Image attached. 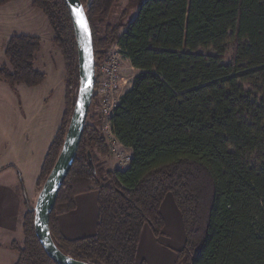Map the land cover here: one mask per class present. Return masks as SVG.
I'll use <instances>...</instances> for the list:
<instances>
[{
  "label": "trees",
  "instance_id": "16d2710c",
  "mask_svg": "<svg viewBox=\"0 0 264 264\" xmlns=\"http://www.w3.org/2000/svg\"><path fill=\"white\" fill-rule=\"evenodd\" d=\"M10 1L0 0V6ZM119 1L81 0L95 61L117 44L138 70L109 118L113 136L131 149L130 162L124 169L99 166L109 146L88 114L49 217L54 243L92 264H137L142 229L161 233L160 208L169 193L185 237L176 264H264V0H142L131 20L112 25L107 19ZM32 4L45 15L64 68L63 112L43 159L39 190L61 149L79 78L64 0ZM226 45L231 54L223 62ZM199 47L220 55L194 53ZM39 48L38 37L12 34L0 78L10 85L41 83L44 74L33 67ZM91 191L98 193L95 233L66 238L56 207L73 210L76 197ZM23 197V238L7 245L17 254L14 264H56L35 235L34 206Z\"/></svg>",
  "mask_w": 264,
  "mask_h": 264
},
{
  "label": "rangeland",
  "instance_id": "374dc122",
  "mask_svg": "<svg viewBox=\"0 0 264 264\" xmlns=\"http://www.w3.org/2000/svg\"><path fill=\"white\" fill-rule=\"evenodd\" d=\"M141 1L120 0L113 6L107 22L114 25L121 21L125 24L134 17ZM8 9L9 12H7ZM123 31L124 28H120V32ZM8 33L25 34L39 38L40 48L35 52L33 67L44 74V79L38 85L27 86L25 84L10 85L0 78V170L3 169L2 167L5 164L17 163L18 173L22 177L23 184V188L21 186L20 190L21 193L18 191L17 185L12 186L10 192L1 191L4 182L7 181L12 185L17 182V179L15 180V177L12 179L9 175V172L13 174V170L8 171L7 177L5 175L1 177L0 175V205L6 201L7 195H11L9 198L12 197L10 200L12 203L7 206L5 212L0 214V225L5 224L4 218L9 219L10 216H14L13 218L16 221L13 233L16 236H13L12 233L3 234L0 226V243L2 244L0 247V264H13L16 259V253L8 249L7 245L11 240L22 241V239L20 240L22 236V217L25 211L24 209L22 210L23 213L19 211L21 204L20 200L17 201V193L23 196L26 195L33 206L35 205L37 195L44 182L41 181L39 190H36L43 159L56 132L64 99L62 55L58 46L52 41L53 32L45 15L32 4V0H15L0 7V66L8 64V60L3 54V47L7 41ZM225 47V52L221 55L212 47H199L194 53L220 55L223 62H227L230 59L231 47L230 45ZM119 73L122 77V86L127 88L132 83L138 70L130 65L129 60L126 61V58L122 57ZM77 88L75 86L73 90L71 108L76 100ZM93 110L91 101L88 114H94L96 122L100 124L101 135L113 150L106 157V160L100 158L98 164L112 170L121 169L117 167V151L119 150L116 149H121L120 151L125 154L131 153L125 148H116V138H112L106 128V117L101 114L100 109L96 113ZM33 188H35V191L31 196ZM56 208L58 209V215L64 216L67 214L66 210L59 211L60 208ZM160 211L164 219V225L161 233L156 236L157 242L173 251L181 249L185 242L184 230L180 211L171 194L168 193L163 199ZM19 216L20 219H18ZM70 217L71 219L68 222L71 220L86 222V219H88L77 214H72ZM17 233H19V236ZM86 233L89 232L86 231ZM167 261L168 258L160 256L155 264H167ZM171 263L176 264L174 260Z\"/></svg>",
  "mask_w": 264,
  "mask_h": 264
},
{
  "label": "water",
  "instance_id": "95a60500",
  "mask_svg": "<svg viewBox=\"0 0 264 264\" xmlns=\"http://www.w3.org/2000/svg\"><path fill=\"white\" fill-rule=\"evenodd\" d=\"M73 25L78 62V88L69 124L59 154L45 178L34 205L33 226L45 253L56 264H92L75 259L59 250L49 229V217L57 195L76 156L86 123L95 84V63L92 34L81 0H64ZM76 10H82L81 17ZM87 31H85V25ZM91 163V153L87 152Z\"/></svg>",
  "mask_w": 264,
  "mask_h": 264
},
{
  "label": "crops",
  "instance_id": "0c3cea01",
  "mask_svg": "<svg viewBox=\"0 0 264 264\" xmlns=\"http://www.w3.org/2000/svg\"><path fill=\"white\" fill-rule=\"evenodd\" d=\"M12 1H15V0H11L10 2H12ZM10 2H8V3H10ZM4 5H2V6H4ZM2 6H0V7H2ZM10 9H12V8H10ZM7 12H9V9L7 10ZM11 35H12V33L7 34V37H6L7 40ZM126 61H128V60L126 59ZM63 83H64V78H63ZM62 112H63V108H62L60 117L58 118L57 128H58L59 123H60ZM111 137L115 139V137L113 135ZM115 141L117 142L116 148L122 147L131 153L130 148L122 146L116 139H115ZM108 146H109V144H108ZM111 152H113V150L111 149V146H109V153L107 155L101 157V160L103 158H105V160H106V157L108 155H110ZM10 164H13V166H9V167H6V168L0 170V175H1V177H3L2 175L6 176L8 171L13 170L14 171L13 174H12V172H9L10 173L9 175H11L12 179H13V177H15V180L17 179V182L15 184H12V185L9 184L7 181H6L7 183L4 182L2 184L1 191L10 192V188L12 186H15V185H17L18 191H20L21 190L20 180L22 177L18 173V165L15 162L10 163ZM7 165H9V164H5L4 166H7ZM4 171H6V172H4ZM34 191H35V188H33L31 196L34 194ZM20 193H21V191H20ZM20 193H17V195H18L17 201L20 200L21 209L19 208V211H21V213H23L22 210L24 209V211H25L24 197L22 194L20 195ZM9 196H11V195H7L6 201L2 202V204L0 205V214L2 212H5L7 210V206H9L10 203H12L10 201L12 197L9 198ZM97 196H98L97 191H91L88 193L80 194L75 199V201H76L75 209L67 211L66 212L67 214H65L64 216L60 215V214L58 215V222H59L60 231L66 238L75 239V238H79V237H83V236H87V235H91V234L95 233L97 217H98ZM7 200H9V201H7ZM13 206H14V204H13ZM24 214H25V212H24ZM24 214H23V216H24ZM72 214H77L78 216H83V217H85V219L86 218H88V219H86V222H84V221L81 222L79 220H74V221L71 220L70 222H68L69 219H71L70 215H72ZM161 215H162V213H161ZM13 217L14 216H10L9 219L4 218L5 224L0 225L1 231L3 232V234H11L12 233L13 236H16V234H13L15 231L14 227H15V222H16L14 220L15 218H13ZM18 219H20V216ZM16 228H17V225H16ZM86 231L89 233H86ZM17 234L19 236V233H17ZM22 238H23V234H22L20 240ZM17 240H19V239H17ZM11 241H9V243ZM6 245H5V247H6ZM1 246H2V244L0 243V247ZM11 251H13V250H11ZM177 251L178 250H176V251L170 250V248H168L167 246L159 244L157 242V237L152 233V230L150 229V227L148 225H145L143 227L141 235H140V240H139V245H138L137 255H136V262H137V264H140L141 262H144L145 264H155L157 261V258L160 259V256H161V257L168 258L167 264H172L173 263V262L171 263L172 260H174V263L176 261ZM13 252H15V251H13ZM16 258H17V254H16ZM14 262H13V264H14Z\"/></svg>",
  "mask_w": 264,
  "mask_h": 264
},
{
  "label": "built area",
  "instance_id": "2783aa9c",
  "mask_svg": "<svg viewBox=\"0 0 264 264\" xmlns=\"http://www.w3.org/2000/svg\"><path fill=\"white\" fill-rule=\"evenodd\" d=\"M123 54L120 47L114 44L107 51L106 56L98 62H95V84L92 95L93 111L99 112L106 117V128L108 132L112 134L110 130L109 118L113 113L114 108L119 104L122 94L131 86V83L127 88L122 86L119 73V66ZM117 167L126 168L130 162L131 154H125L121 149H117ZM116 153V152H115Z\"/></svg>",
  "mask_w": 264,
  "mask_h": 264
},
{
  "label": "snow or ice",
  "instance_id": "6c2138e0",
  "mask_svg": "<svg viewBox=\"0 0 264 264\" xmlns=\"http://www.w3.org/2000/svg\"><path fill=\"white\" fill-rule=\"evenodd\" d=\"M76 11L78 12V14H79L81 17L83 16V12H82V10H76ZM84 27H85V31H87L86 23H85Z\"/></svg>",
  "mask_w": 264,
  "mask_h": 264
}]
</instances>
